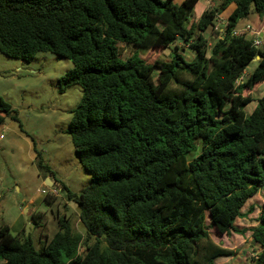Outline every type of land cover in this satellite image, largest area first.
Listing matches in <instances>:
<instances>
[{
	"label": "trees",
	"instance_id": "obj_1",
	"mask_svg": "<svg viewBox=\"0 0 264 264\" xmlns=\"http://www.w3.org/2000/svg\"><path fill=\"white\" fill-rule=\"evenodd\" d=\"M197 2L0 0L1 53L30 61L46 51L72 62L61 81L78 85L82 97L68 134L92 175L77 194L53 177L76 204L83 236L66 215L50 236L39 234L38 247L29 233L1 224L0 264H214L235 255L209 229L238 233L235 219L254 206L241 208L264 189V92L243 95L264 79V35L256 47L233 34L251 12L264 15V0H215L190 21ZM229 5L210 46L206 32ZM177 40L191 60L177 47L153 63L139 54ZM119 44L136 49L123 58ZM255 57L254 71L237 83ZM250 98L256 105L247 115ZM0 109L11 112L1 99ZM43 189L47 203L55 199ZM41 214L31 213L35 227ZM256 221L251 264H264V200Z\"/></svg>",
	"mask_w": 264,
	"mask_h": 264
},
{
	"label": "rangeland",
	"instance_id": "obj_2",
	"mask_svg": "<svg viewBox=\"0 0 264 264\" xmlns=\"http://www.w3.org/2000/svg\"><path fill=\"white\" fill-rule=\"evenodd\" d=\"M224 21V18L218 17L216 28L206 32L210 46L212 34L224 30ZM257 22V13L251 12L238 20L236 28L244 29ZM182 44L177 40L168 48L144 49L139 54L153 63L157 59H169L172 49L177 47L186 60H191L194 52ZM119 49L121 57L125 58L136 48L119 44ZM257 64L255 59L249 62L243 76L246 78ZM72 66L70 60L46 51L35 53L30 61L8 57L0 52V99L11 107L8 115L0 109V225L7 224L13 234L24 232L26 235L27 217V222L31 223L28 233L35 247L39 246V234L44 239L45 235L50 236L56 231L57 218L62 215L69 218L74 231L82 236L85 233L78 219V208L67 199L66 190L61 191L59 186L58 190H52L56 197L49 203L41 192L45 187L42 178L47 170L75 194L87 185L92 176L80 164L68 134L72 112L82 97V89L78 85L65 87L61 81ZM257 87L256 91L250 92L255 98L260 95L264 84ZM244 94L248 93L244 91ZM251 104L255 106L254 101L247 103L244 108L246 113L252 111L254 106L251 107ZM263 198L264 189H261L243 205L241 212H247L249 206H254V209L246 217L235 219L238 233L231 230L227 235L219 233L216 228L209 229L210 237L216 244L236 252L232 257L216 259L214 264H251L257 250L251 245L249 230L256 225L258 206ZM39 210L43 212L38 218L41 226L35 227L31 213ZM83 250L81 244L79 252L82 254Z\"/></svg>",
	"mask_w": 264,
	"mask_h": 264
},
{
	"label": "crops",
	"instance_id": "obj_3",
	"mask_svg": "<svg viewBox=\"0 0 264 264\" xmlns=\"http://www.w3.org/2000/svg\"><path fill=\"white\" fill-rule=\"evenodd\" d=\"M175 3H181L183 0H173ZM208 1L210 3H208ZM215 4V0H198V2L196 3L195 7H194V10H193V15L191 17V20L190 21H196L199 16L201 15V13L209 8V7H212L213 5ZM234 6L233 5H229L221 14L218 15L219 18H224L225 20L227 19L228 15L230 14V12L233 10ZM258 15V14H257ZM253 18L251 17V20ZM225 22V21H224ZM238 24V22H237ZM251 32H248L245 37L248 38V39H254V32H258V35L260 37H262L264 35V15H258V22L257 24H252L251 25ZM235 30H241V28L237 29L235 28ZM213 38L214 35L212 34ZM249 36H252V38H250ZM259 58H255V60H258ZM252 73V72H251ZM250 73V74H251ZM249 74V75H250ZM249 75H247L246 77H248ZM263 80V81H262ZM261 81H257L256 83H254V86L250 89V90H245L247 96L251 97V94L250 92L252 90H257L259 85H263L264 84V79H262ZM264 92V88L263 90L261 91V93ZM260 93V94H261ZM243 95L245 96L244 92H243ZM255 102V105H256V101L253 99V98H250V101L248 103H252V102ZM247 105V104H246ZM254 106L253 104H251V107ZM255 107V106H254ZM253 107V108H254ZM246 114H249V113H246ZM42 181H43V188H47V189H52L53 187H57L58 186L56 185V182H55V179H53V176L52 175H47L45 177L42 178ZM45 184V185H44ZM40 211V210H39ZM27 212V210L25 211ZM38 212V211H37ZM42 212V211H41ZM43 213V212H42ZM251 241V240H250Z\"/></svg>",
	"mask_w": 264,
	"mask_h": 264
},
{
	"label": "clouds",
	"instance_id": "obj_4",
	"mask_svg": "<svg viewBox=\"0 0 264 264\" xmlns=\"http://www.w3.org/2000/svg\"><path fill=\"white\" fill-rule=\"evenodd\" d=\"M218 18V17H217ZM226 21H227V19L225 20V25H226ZM215 23H216V21H215ZM214 23V25H215V27L214 28H216V24ZM246 27H248V26H246ZM245 27V28H246ZM245 28L244 29H241V30H233V34H234V32H236L237 34H234V35H243V36H245L248 32H251V27H249V30L248 31H244L245 30ZM221 31V30H220ZM238 31L240 32V34H238ZM223 33V31H221L220 32V34H222ZM254 33H256V32H254ZM254 39L255 38H259L260 40H261V45H262V37H260L259 35H258V33L257 34H254ZM214 37L216 38V36H215V34H214ZM254 39H252L253 41H254ZM254 44V43H253ZM261 45H259V46H256V47H260ZM255 46V45H254ZM259 58V57H258ZM245 70H244V72H243V74H242V76H240V78L238 79V81H237V83H239V82H242L243 80H245L246 78L244 77L245 75ZM244 75V76H243ZM247 76V75H246ZM254 99H256L254 96H252ZM253 110V109H252ZM248 115V114H247ZM53 189V188H52ZM51 190V189H50ZM263 200H264V198H263ZM258 215V214H257ZM256 224H257V222H256ZM31 225V224H30Z\"/></svg>",
	"mask_w": 264,
	"mask_h": 264
},
{
	"label": "built area",
	"instance_id": "obj_5",
	"mask_svg": "<svg viewBox=\"0 0 264 264\" xmlns=\"http://www.w3.org/2000/svg\"><path fill=\"white\" fill-rule=\"evenodd\" d=\"M248 30H249V27H246L244 31H248ZM234 34H237V33L234 32ZM253 43L255 46H259V45H261V40L259 38H255ZM52 190L55 191V189H51V192H52ZM41 192L45 194L46 190L42 189Z\"/></svg>",
	"mask_w": 264,
	"mask_h": 264
},
{
	"label": "water",
	"instance_id": "obj_6",
	"mask_svg": "<svg viewBox=\"0 0 264 264\" xmlns=\"http://www.w3.org/2000/svg\"><path fill=\"white\" fill-rule=\"evenodd\" d=\"M255 58H258V57H255ZM56 185L59 186L60 189H61V185L58 182H56ZM25 221H26V223H25V231H26V236H27L28 235V229H29V226H30L31 223L27 222V217H25Z\"/></svg>",
	"mask_w": 264,
	"mask_h": 264
}]
</instances>
